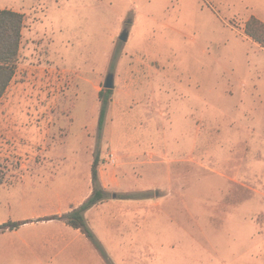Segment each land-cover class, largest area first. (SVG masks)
<instances>
[{
	"label": "rangeland",
	"instance_id": "1",
	"mask_svg": "<svg viewBox=\"0 0 264 264\" xmlns=\"http://www.w3.org/2000/svg\"><path fill=\"white\" fill-rule=\"evenodd\" d=\"M5 8L25 28L0 100V180H12L0 185V224L49 214L58 193L77 200L96 154L108 198L85 212L106 256L71 226L52 247L37 224L0 232V264H264V102L230 105L236 81L224 89L247 51L263 61L244 28L264 19V0H0Z\"/></svg>",
	"mask_w": 264,
	"mask_h": 264
},
{
	"label": "trees",
	"instance_id": "2",
	"mask_svg": "<svg viewBox=\"0 0 264 264\" xmlns=\"http://www.w3.org/2000/svg\"><path fill=\"white\" fill-rule=\"evenodd\" d=\"M24 26L25 15L23 13L7 8L0 10V100L5 95L16 74ZM244 30L248 36L264 48V21L262 19L255 15L252 16L245 23ZM112 92V89H108L106 92L100 91V96L102 97L99 120L100 130L103 127L109 106V95ZM100 162V155L96 154L91 166L92 192L79 206L72 207L70 211L61 216L52 215L40 218L39 220L63 219L68 225L80 229L99 251L106 256V252L100 241L96 238L85 218L86 211L108 198V191L100 182ZM2 181L0 180V183ZM30 221L4 222L0 224V232L17 229L22 224Z\"/></svg>",
	"mask_w": 264,
	"mask_h": 264
},
{
	"label": "crops",
	"instance_id": "3",
	"mask_svg": "<svg viewBox=\"0 0 264 264\" xmlns=\"http://www.w3.org/2000/svg\"><path fill=\"white\" fill-rule=\"evenodd\" d=\"M23 34H24V29L22 32V39H23ZM248 37L251 38L250 36ZM256 43L263 49L261 51L262 53L259 52V56H261V59L264 61V48L258 42ZM249 54L250 52L247 51L246 55H244L245 60L241 67L239 63L237 64L234 63L231 66L229 65L232 69L231 70L230 68L227 69L228 73L225 75L226 83L224 85V89L228 87V84L230 82L229 80H232L233 82L236 81L235 83H237V86H236L237 93L234 94V96L230 97V101H229L230 105H233L235 103L234 100L236 99L237 100V102L235 103L236 105L240 104V105L247 106V107L257 108L262 102H264V62L262 61L261 63H258V62L250 63ZM224 105L228 106L226 102L224 103ZM256 118L257 117L254 116L253 120L251 121L256 123L257 122ZM237 122L239 123V120H237ZM240 125L249 127L248 124L244 122L243 123L241 122ZM89 177L90 178L88 181V185H89L88 190H86V192L82 196H80L77 200L68 202V200L64 198L65 195L63 196L62 194L58 193L56 196V199H57L56 203L52 206V210L49 214H46V215L32 214L31 216H27L24 219H31V221L25 224H22L19 228L15 230V232H17L21 227H24L27 225L36 226L37 224H39L42 226H46L44 228L45 237H46L45 242L47 243V241L49 242L50 240V241H53V245H55L60 240V237L58 235L59 233L63 231V227L68 228V226L70 225H68L63 219H51V220H39V219L47 217V216H52V215L61 216L62 214L70 211L72 207L79 206L92 192V181H90L92 180L91 174ZM11 183H12V180L6 179V180H3L2 183H0V185H7V184L9 185ZM104 187L106 186L104 185ZM76 229L80 230L78 228ZM52 235H55L54 239L52 238ZM24 245L30 246V247L32 246L29 241L25 242ZM49 245H51V243ZM53 245L51 246L53 247Z\"/></svg>",
	"mask_w": 264,
	"mask_h": 264
},
{
	"label": "water",
	"instance_id": "4",
	"mask_svg": "<svg viewBox=\"0 0 264 264\" xmlns=\"http://www.w3.org/2000/svg\"><path fill=\"white\" fill-rule=\"evenodd\" d=\"M128 38V32L124 31L121 35H120V39L122 41H126ZM104 87L106 89H114L115 88V74L114 72H109L108 75L106 76V79L104 81Z\"/></svg>",
	"mask_w": 264,
	"mask_h": 264
}]
</instances>
